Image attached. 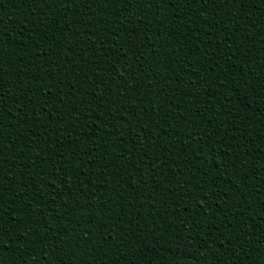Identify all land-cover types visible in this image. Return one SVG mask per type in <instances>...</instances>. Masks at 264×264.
<instances>
[{"label": "trees", "instance_id": "trees-1", "mask_svg": "<svg viewBox=\"0 0 264 264\" xmlns=\"http://www.w3.org/2000/svg\"><path fill=\"white\" fill-rule=\"evenodd\" d=\"M0 264H264V0H0Z\"/></svg>", "mask_w": 264, "mask_h": 264}, {"label": "snow or ice", "instance_id": "snow-or-ice-1", "mask_svg": "<svg viewBox=\"0 0 264 264\" xmlns=\"http://www.w3.org/2000/svg\"><path fill=\"white\" fill-rule=\"evenodd\" d=\"M139 40V36H137L134 40H133V46L136 45L137 41ZM135 53H133L134 55ZM125 86L128 88H133L135 87V82L134 80H132L131 75L129 76V79L125 82ZM184 246H187V242H184Z\"/></svg>", "mask_w": 264, "mask_h": 264}]
</instances>
